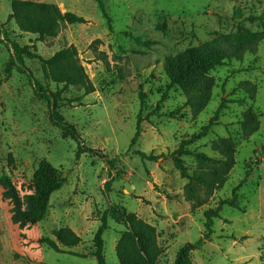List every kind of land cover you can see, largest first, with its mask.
Segmentation results:
<instances>
[{
  "label": "rangeland",
  "instance_id": "obj_1",
  "mask_svg": "<svg viewBox=\"0 0 264 264\" xmlns=\"http://www.w3.org/2000/svg\"><path fill=\"white\" fill-rule=\"evenodd\" d=\"M12 1L0 0V26L10 39L44 59L62 49H76L95 91L80 103H63L58 114L76 128L85 147L114 160V168L109 171L98 156L79 154L77 142L62 137L27 75L12 69L6 78L10 52L0 43V178L12 181L22 201L42 162L65 179L51 195L43 220L22 230L12 223L11 205L0 187V264H96L93 238L109 204L155 228L160 250L155 264H174L181 247L204 236V213L231 199L236 188L237 208H220L212 233L200 249L189 252V260L264 264V40L255 53L209 73L211 98L196 117L185 104L184 91L168 88L163 67L166 57L208 42L216 33H235L238 27L264 31V0H102L108 19L92 0H28L55 4L62 13L86 21L63 24L57 38L42 42L20 32L14 22L6 23ZM25 65L45 87L63 88L45 78L38 60H26ZM81 94L79 88L69 87L63 96L74 99ZM221 102L225 108L210 133L186 147L210 160L180 157L187 177L199 170L218 175L225 157L223 146L214 148V143L231 140L234 145V166L223 174L225 182L211 193L195 188L197 200L203 202L199 206L187 201L189 178L181 175L173 157L183 141L207 125ZM249 113L255 115L258 129L244 137ZM139 114L141 133L132 145ZM64 228L79 237L77 245L64 247L52 236ZM125 231L108 219L102 235L105 264H119L115 248ZM44 238L55 241L61 252L41 243Z\"/></svg>",
  "mask_w": 264,
  "mask_h": 264
},
{
  "label": "trees",
  "instance_id": "obj_2",
  "mask_svg": "<svg viewBox=\"0 0 264 264\" xmlns=\"http://www.w3.org/2000/svg\"><path fill=\"white\" fill-rule=\"evenodd\" d=\"M92 1L97 3L103 16L108 19L102 0ZM249 20L254 21L255 18L250 17ZM11 22L16 24L20 32L35 35L36 40L42 42L46 39L57 38L60 27L63 24L80 25L86 21L83 17L74 13H62L55 4L13 0L11 2L10 14L6 20L7 24ZM215 35L216 37L208 42L189 48L174 56L166 57L163 63L164 71L169 78L168 88L180 87L184 91L186 96L185 104L190 107L194 117L198 116L210 101L213 79L209 76V73L217 67L225 66L227 62L241 60L245 53H255L258 44L264 40V31L251 32L243 27H238L235 33H216ZM0 43L10 52V59L4 69L6 78L10 76L12 69H17L20 73L27 75L34 95L46 103L49 120L54 127L61 131L62 137L76 141L79 154L89 153L103 159L109 171L112 172L114 160H109L100 150L85 147L76 128L64 121L62 116L58 114V110L63 103H80L84 97L95 91L93 84L79 63L76 49L74 47L62 49L52 57L44 59L33 51L30 46H21L16 41L10 39L4 25L0 26ZM26 60H38L41 63L45 78L55 84L63 85V88L52 91L45 87L33 75L32 71L26 67ZM69 87L79 88L82 94L74 99H66L63 94ZM139 98L140 104L143 106L144 101L141 92L139 93ZM224 108V102H221L207 125L201 128L199 132L193 134L189 140L183 141L180 149L175 153L173 160L183 177L187 176L180 157L192 156L199 162L210 160L204 154L190 151L186 147L192 145L197 140L205 138L210 133L211 128L215 125L219 114ZM173 116L175 115L169 114L170 118ZM141 122L142 118L139 114L135 133L131 140L132 145L135 144L140 136ZM244 124L245 126L242 130L244 137L249 136L258 129L256 117L252 113L246 115ZM218 146H223L222 154L225 157V160L221 162V174L213 175L206 170H199L193 176L187 177L189 178V183L185 187L184 194L188 202H196L197 205L201 206L203 202L197 200L195 188L204 187L211 193L225 182V177L223 176L234 166V145L232 141L221 140L215 142L214 148H218ZM263 151L264 147L261 149V152ZM256 153L255 151L254 154ZM140 156L143 157L144 154L141 153ZM246 167L249 168V165L246 164ZM248 176L249 172H246V177ZM64 183L65 179L57 169L47 162H42L28 186L30 193L26 194L24 201H22L20 191L12 181L7 177H1L0 187L2 188V197L8 200L11 205L12 223L22 230L41 222L47 213L51 195L60 190ZM107 184L106 182L105 185L107 186ZM237 189L233 190L231 199L220 201L218 208L209 209L204 213V236L193 244H186L181 247L176 253L174 264H191L188 257L189 252L200 249L204 241L208 239L212 233L213 218L218 216L220 208L222 206L237 208L235 204ZM108 219L123 225L126 229L115 248L119 264H155L160 254L155 228L138 220L135 215L127 213L123 207L114 204L107 206L100 219V227L93 238L95 250L92 255L96 260V264H105L102 235L106 230ZM52 236L64 247H73L80 240L68 228L54 231ZM41 243L47 245L55 252H61L58 244L50 238L42 239Z\"/></svg>",
  "mask_w": 264,
  "mask_h": 264
}]
</instances>
